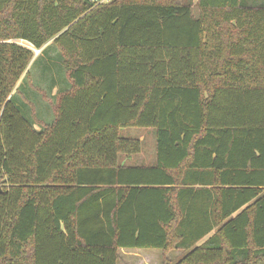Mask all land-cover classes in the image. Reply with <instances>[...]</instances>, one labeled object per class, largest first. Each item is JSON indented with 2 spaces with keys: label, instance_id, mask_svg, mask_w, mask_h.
<instances>
[{
  "label": "trees",
  "instance_id": "trees-1",
  "mask_svg": "<svg viewBox=\"0 0 264 264\" xmlns=\"http://www.w3.org/2000/svg\"><path fill=\"white\" fill-rule=\"evenodd\" d=\"M121 250L264 264V0H0V264Z\"/></svg>",
  "mask_w": 264,
  "mask_h": 264
},
{
  "label": "rangeland",
  "instance_id": "rangeland-1",
  "mask_svg": "<svg viewBox=\"0 0 264 264\" xmlns=\"http://www.w3.org/2000/svg\"><path fill=\"white\" fill-rule=\"evenodd\" d=\"M24 45L29 46L26 43ZM37 55L35 57H37ZM21 82L22 78L17 83V86ZM35 128H39L38 125H35ZM120 136L136 138L141 143V151L139 152V154L132 156H121V163L138 165L153 162L155 140L152 129L123 128L120 130ZM143 253H145V257L143 256ZM120 257V264H162V259L158 251L138 250L133 252H121ZM141 258H143V261ZM179 258L180 256L178 253L172 252L170 254L172 264L179 260Z\"/></svg>",
  "mask_w": 264,
  "mask_h": 264
},
{
  "label": "crops",
  "instance_id": "crops-1",
  "mask_svg": "<svg viewBox=\"0 0 264 264\" xmlns=\"http://www.w3.org/2000/svg\"><path fill=\"white\" fill-rule=\"evenodd\" d=\"M133 251H138V250H121L120 251V256H121V252H133ZM172 253V252H171ZM170 253V254H171ZM175 253H178L179 254V256H180V253L179 252H175ZM160 254V253H159ZM170 254L168 255V258L170 259ZM143 256L145 257V253H143ZM142 256V257H143ZM121 258V257H120ZM142 259V261H143V258H141ZM171 260V259H170ZM118 264H120V260H119V262H118Z\"/></svg>",
  "mask_w": 264,
  "mask_h": 264
},
{
  "label": "water",
  "instance_id": "water-1",
  "mask_svg": "<svg viewBox=\"0 0 264 264\" xmlns=\"http://www.w3.org/2000/svg\"><path fill=\"white\" fill-rule=\"evenodd\" d=\"M42 49H43V47H42ZM42 49H40V50H38V51H35V56H36V55H37ZM35 56H34V57H35ZM34 57H33V59H34ZM33 59H32V60H33Z\"/></svg>",
  "mask_w": 264,
  "mask_h": 264
},
{
  "label": "built area",
  "instance_id": "built-area-1",
  "mask_svg": "<svg viewBox=\"0 0 264 264\" xmlns=\"http://www.w3.org/2000/svg\"><path fill=\"white\" fill-rule=\"evenodd\" d=\"M19 44L23 45V42L22 41H18Z\"/></svg>",
  "mask_w": 264,
  "mask_h": 264
}]
</instances>
